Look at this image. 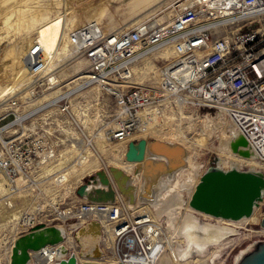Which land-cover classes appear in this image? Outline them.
I'll return each mask as SVG.
<instances>
[{"label":"built area","instance_id":"2783aa9c","mask_svg":"<svg viewBox=\"0 0 264 264\" xmlns=\"http://www.w3.org/2000/svg\"><path fill=\"white\" fill-rule=\"evenodd\" d=\"M172 10L166 20L153 13L129 28L106 30L101 22L86 20L71 29L68 44L72 54L84 58L86 74L74 87L21 118L14 112L13 120L0 125V169L7 174L21 170L39 175L50 151H60L58 142L74 139L94 146L93 135L84 129L80 117L96 112L90 108L93 104L82 101L78 90L94 85L115 97V139L138 128L152 135L154 129L188 123L203 110H215L228 118L237 137L246 140L251 154L264 165V0H182L172 3ZM167 45L172 54L158 58L155 75L133 81L132 64L137 57ZM26 59L36 90L38 85L45 88L57 83L58 73L54 78L45 73L49 61L38 41L32 43ZM8 123L16 130L5 138ZM25 124L28 127L23 130ZM65 128L72 129L68 140ZM26 141L28 148L23 147ZM108 176L114 183L109 170ZM118 205L120 214L107 201L80 200L72 205L75 210L67 209L66 218H78L82 207L108 211L117 236L116 250L126 256L142 248L139 239L146 234L148 215H133Z\"/></svg>","mask_w":264,"mask_h":264},{"label":"bare ground","instance_id":"6f19581e","mask_svg":"<svg viewBox=\"0 0 264 264\" xmlns=\"http://www.w3.org/2000/svg\"><path fill=\"white\" fill-rule=\"evenodd\" d=\"M20 3L22 2L20 1ZM170 5L172 6V3ZM99 7L100 9H96L100 12L105 9V5ZM16 9L20 12V7H16L15 10ZM171 15L172 13L170 16ZM159 19L162 20L161 17H159ZM127 28L129 27L127 26ZM167 48L171 49V47L167 45L158 47L151 53L162 49L167 50ZM147 55L149 54L146 53L139 55L137 60ZM133 64L132 68L135 70L136 67H133ZM45 73L48 77L54 78L56 76L54 74L56 72L49 66V64ZM85 74L86 72L76 77V79L72 81L73 84L71 86L65 89H60L57 95L74 87L76 81L80 77H84ZM30 82L35 86L31 93V97H27L28 99L37 97L41 94L39 90L35 89L36 81L32 78ZM61 85L62 79L58 75L56 84L46 86L43 89L46 91H56L58 87L61 88ZM83 89L81 88L78 90L82 91ZM57 95L55 94L48 99H45L39 105L44 104ZM18 100L17 97L12 99L11 105H19ZM203 119L204 122L203 125L200 124L201 132L197 141L199 145H201V142L204 140L210 141L211 143L213 137L219 135V145L214 146L212 143L211 145L212 147H215L220 157L264 172V165L251 154L250 150L246 147V140L237 137L235 129L230 124V121L228 120L227 122V117L217 111L213 116L206 114ZM21 127L25 130L28 125L25 124ZM15 128L16 127H14V130H16ZM70 130L65 128L66 133ZM115 130L116 128L111 130L108 136L104 137L102 135L99 137L97 144L100 145L101 148L108 149L113 152L114 155H117L116 157L118 159L113 162L116 166H112L118 167L122 170L120 178L117 181L118 183L112 182L110 185L102 184L99 181L97 170L96 174L85 182L88 187L85 195L79 196L83 199L81 201L90 200L89 197L93 198V202L99 201V195L95 194V189L100 186L98 190L101 194V198L109 197L107 200L108 206L116 205L118 214H120L121 211L118 205L119 203L123 204L124 208L133 215L145 212L148 215V221L144 225L146 234L145 236H140L139 239L142 243V248L139 247L130 255L127 254L126 256L118 253L116 250L117 236L113 230L114 224L111 222L112 220L109 217L108 211H90L82 207L80 213H78L79 217L76 222L67 223L64 220L67 216V209H60V206L57 205V208H54L56 210V223L50 225L47 224L41 228L35 229V235L28 236L22 241L19 252L27 253L25 264H106L104 262L105 256H103V250L101 249V247L105 248V245H103L105 242L108 244L107 247L109 246L112 251V254L109 255L108 258V261L110 262L109 264H194L193 260H199V258L195 259L196 255H207L208 252H211L209 258L212 263V261H214L219 255L220 250L225 246V241L238 233L239 229L237 226L235 227V225L229 222L188 206L206 171V169L205 171L203 170L202 165L199 163L197 155L193 154L186 144L183 145L179 142L157 138L169 143H179L182 146V153L175 157L166 158L160 155H153L147 150L144 159L129 160L125 156V161L122 160L121 153H124V151L126 152V145L128 147L129 143H127V141L131 138L132 133L136 132L141 135L142 138H146L147 140H149L150 134L149 131L138 128L134 132H131L127 137L115 141L112 139L114 138L113 132ZM155 131L157 130L154 129L151 132ZM169 133L171 138L183 137L189 141V138L183 131L171 130ZM66 135L68 140V135L70 134L68 133ZM64 143L65 147L59 152L55 153L53 149L50 151V159H48L46 163L41 164L38 169V176L32 171L27 173L18 170L16 173L11 174H7L2 169H0V171L6 176L10 184L15 185L16 181L17 185H20L25 177H27L26 181L30 180L32 189L38 185L45 189V183L49 180V175H54L55 182L58 184V178L65 173H67V175H72L73 173L75 175H80L98 169V164H92V160L89 159L90 152L89 154L85 153V150H87V148L89 149V147L81 142L76 143L74 139L69 140L68 142L65 141ZM239 145L241 146L240 148ZM238 148L240 150H238ZM69 156L72 157V162L74 161L75 163L73 164L74 167L69 169L68 173V171L66 172L67 165H65V163H60L63 160H67ZM146 159H148L147 162ZM173 163H177L175 168L171 166ZM49 168L50 170L53 169V171H47ZM105 172L108 175V168L105 169ZM34 176L36 177L32 178ZM1 185L0 186L3 189L7 186L5 183H2ZM7 189L8 187L6 190ZM16 190L17 189L13 187V191ZM104 190H108V192L104 194ZM187 192L189 195H186ZM7 197L8 196L5 197V201L7 200ZM41 205L42 204H37L34 208L36 207L35 209H38ZM28 208L29 212L27 217H25L22 222L24 226L23 229L28 228V226H33L37 222L36 210L31 209L30 207ZM11 215L12 217L10 219L18 218L15 211L14 213H11ZM33 215L34 218L32 217ZM212 217L218 220L219 223L210 221ZM33 219L35 220L33 221ZM162 221H168V224L165 227L166 229L162 227ZM147 229L150 231L148 232ZM68 231L75 232V236L72 237L67 235ZM75 237L78 240V245L80 244L79 250H76L77 252L69 251L64 241L66 239L69 244L75 245ZM17 239L18 236L14 238L11 246L9 264H13V247ZM130 245H133V242H130ZM148 247L150 248L148 249ZM211 247H213V249L210 251Z\"/></svg>","mask_w":264,"mask_h":264},{"label":"rangeland","instance_id":"374dc122","mask_svg":"<svg viewBox=\"0 0 264 264\" xmlns=\"http://www.w3.org/2000/svg\"><path fill=\"white\" fill-rule=\"evenodd\" d=\"M20 1L22 3H20ZM20 1L0 0V115L8 110H13L10 111L5 117L0 118V125L13 120L14 112L19 114L21 118V115L24 112L39 105L45 99H48L55 94L57 95L60 89H65L71 86L73 84L72 81H74L76 77L86 72V62L84 58H82L80 55L72 54L73 51L68 45V32L71 29L87 20L101 22L104 29L106 30H117L118 28H127V26L131 27L138 21L150 16L153 13H157L158 17H161L162 20H165L173 12L172 6L170 4L174 2H180L182 0ZM97 4L99 6L105 5V9L100 12L96 9H100ZM15 6L20 7V12L17 9L15 10ZM35 40L42 45L43 52L48 58L49 66L56 73H58L62 79V85L61 88L58 87L56 91H46L42 88L43 85H38L37 89L41 94L37 97L28 99L27 97H31V93L35 85L30 82L32 78L28 73L26 55L30 46ZM148 54L149 55L140 58L133 64V67H136L134 70V81L136 82L143 81L147 77L150 78L152 75H155L153 72L156 71L158 58L160 56L163 58L170 57L172 50L167 48V50H157ZM80 93L84 97L82 101L91 105L93 104V106H90V108L93 107L92 111L96 112V114L84 113L80 119L83 124H85L84 129H88L93 135L94 146L89 145L91 148H87L85 153L89 154L90 152L89 159L92 160V164H98V169H94L90 173L85 172L80 175H75L74 173L72 175H67V173H65L58 178L60 184L55 182L54 175H49V180L45 183V189L39 186V188L35 187L33 190L30 180L26 181L27 177H25L24 181L20 185H17L16 181L14 185L10 184L6 176L0 171V185L5 183V185L7 184L6 188L8 187L6 190L5 187V189H3L1 187L2 185L0 186V264H9L11 246L16 236L19 238L37 226L56 223V210L54 208H57V205L63 210L68 209L69 207H72L73 210H75V207L72 205L74 203L78 204L80 200H83L77 193L78 185L91 179L96 174L97 170H105L108 168L110 171V167L115 165L113 162L118 159L116 157L117 155H114L113 152L108 149H103L97 144L99 137L102 135L104 137L108 136L109 132L117 127V121L115 119V111L117 108L115 97L102 91L100 87L96 85L85 88L80 91ZM16 97L19 99V105L12 106L11 100L15 99ZM205 112L206 111L203 110L201 114L197 115V119L189 121L188 123L179 121L177 125L168 126V128L165 130H157L152 132V135L150 134L149 139L163 138L165 140L179 142L183 145L186 144L189 150H191L193 154L197 155L199 163L202 165V168L205 171L214 155L219 156L214 146H218L220 143L219 135H215L211 140L212 145H214L213 147L210 141L204 140V143L201 142V145H199L197 142L201 132V125H203L204 122L203 118H205L206 114L213 116L217 111L211 110L210 113ZM184 116H188V114ZM192 117L194 118L196 116ZM19 120L20 119L17 121ZM10 125L11 123H8L5 125V127ZM67 129L70 130L69 128ZM8 130L9 132H6L4 135L5 138L12 135L11 132L14 130V126H10ZM171 130L183 131L189 138V141L183 137L171 138L169 133ZM62 137H64V135ZM139 138H142L141 135L134 132L127 143L130 140H138ZM112 139L115 141L119 140L115 138ZM29 143V141H26L23 147L25 146L28 148ZM57 147V151H59L65 147V144L58 142ZM161 152L172 156V154H170L168 151L162 150ZM121 154L122 160H125V151ZM63 161H60V164L65 163V165H67L66 172L68 171L69 173V169L74 167L73 164L75 162H72L71 156H69L67 160ZM47 171H53V169L50 170L49 168ZM119 176L120 175H117V178ZM35 177L36 176L32 178ZM13 187H15L17 190L13 191ZM186 195H189V193L187 192ZM6 196L8 197L5 201ZM37 204L42 205L38 209H35L36 207L34 208V206ZM28 207L36 210L37 222L35 225L28 226V228L23 229L24 226L22 222L24 218L27 217L29 212ZM11 210L16 212L18 218L10 219L12 217L11 213H14V211ZM32 217L34 218V215ZM213 217L210 221L219 223V221ZM76 219V216L64 218L65 222L67 223H73L74 221L76 222ZM34 220L35 219H33V221ZM161 224L162 227L166 229L165 227L167 226L168 221H162ZM237 228L239 229L238 233L225 241V246L220 250L219 255L214 259V261H212V263L209 258L211 252H208L207 255H196L195 259L199 258V260H193V263L225 264L232 251L257 236V234L241 227L237 226ZM67 235L74 237L75 232L73 233L68 231ZM75 241V245H71L65 239L64 243L67 245L69 251L77 252L76 250H79L80 244L78 245V240L76 237ZM103 245H105V248H102L100 244V247L103 250V256H105L104 262L109 264L110 262L108 261V258L109 255L112 254V251L109 246V248L107 247L108 244L106 242ZM212 249L213 247L210 248V251ZM200 258L201 260L203 258L205 259L201 261Z\"/></svg>","mask_w":264,"mask_h":264},{"label":"water","instance_id":"95a60500","mask_svg":"<svg viewBox=\"0 0 264 264\" xmlns=\"http://www.w3.org/2000/svg\"><path fill=\"white\" fill-rule=\"evenodd\" d=\"M147 150L153 155L170 158L182 153V146L157 138H139L129 141L125 156L129 160H142ZM162 150L170 152L172 156ZM171 166L175 168L177 163ZM121 171L118 167H110L115 182L120 178L117 175ZM97 175L102 184L112 183L105 170H99ZM99 188L95 189L98 200L107 201L109 197L101 198ZM87 189L84 182L78 186L77 193L84 196ZM103 192L105 194L108 190ZM89 199L93 200L91 197ZM188 206L257 234L232 251L225 264H264V172L214 155ZM43 226L34 227L16 240L13 264H25L27 253L19 252L21 243L28 236L35 235V229Z\"/></svg>","mask_w":264,"mask_h":264},{"label":"crops","instance_id":"0c3cea01","mask_svg":"<svg viewBox=\"0 0 264 264\" xmlns=\"http://www.w3.org/2000/svg\"><path fill=\"white\" fill-rule=\"evenodd\" d=\"M161 139H163V138H161Z\"/></svg>","mask_w":264,"mask_h":264}]
</instances>
